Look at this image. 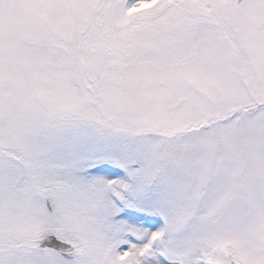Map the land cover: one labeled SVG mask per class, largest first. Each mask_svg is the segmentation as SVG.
<instances>
[{
    "label": "snow or ice",
    "instance_id": "6c2138e0",
    "mask_svg": "<svg viewBox=\"0 0 264 264\" xmlns=\"http://www.w3.org/2000/svg\"><path fill=\"white\" fill-rule=\"evenodd\" d=\"M0 264H264V0H0Z\"/></svg>",
    "mask_w": 264,
    "mask_h": 264
}]
</instances>
